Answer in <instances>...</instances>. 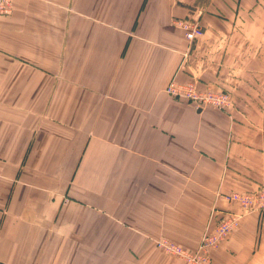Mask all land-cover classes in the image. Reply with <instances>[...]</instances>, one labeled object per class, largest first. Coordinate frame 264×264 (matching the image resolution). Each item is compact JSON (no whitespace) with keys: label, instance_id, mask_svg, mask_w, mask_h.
<instances>
[{"label":"crops","instance_id":"crops-1","mask_svg":"<svg viewBox=\"0 0 264 264\" xmlns=\"http://www.w3.org/2000/svg\"><path fill=\"white\" fill-rule=\"evenodd\" d=\"M191 17L205 31L193 43L173 25ZM237 71L264 74V0H13L0 16V264H185L156 240L195 251L235 209L219 194L264 185V98L197 110L165 89ZM211 258L264 264V211Z\"/></svg>","mask_w":264,"mask_h":264},{"label":"built area","instance_id":"built-area-1","mask_svg":"<svg viewBox=\"0 0 264 264\" xmlns=\"http://www.w3.org/2000/svg\"><path fill=\"white\" fill-rule=\"evenodd\" d=\"M12 12L13 0H0V16H9ZM173 25L184 32L190 43L205 33L198 18L175 19ZM165 93L174 100L192 103L197 110L212 107L225 111L232 106L228 95L201 91L196 80L181 84L173 78L167 85ZM219 197H222L229 205L235 206V209L221 211L217 214L214 230L204 234L195 251H188L167 239L156 240L157 248L168 255L179 257L185 264H212L211 252L239 229L241 219L247 213L264 211V187L253 193L230 192L219 194ZM214 210L213 214L216 213L217 209Z\"/></svg>","mask_w":264,"mask_h":264},{"label":"rangeland","instance_id":"rangeland-1","mask_svg":"<svg viewBox=\"0 0 264 264\" xmlns=\"http://www.w3.org/2000/svg\"><path fill=\"white\" fill-rule=\"evenodd\" d=\"M202 36H200V37H202ZM229 47H232L233 49L238 50L240 47H243V45L236 43V44L229 45ZM237 58L238 59L240 58L239 54H237ZM198 82H199V80H198ZM199 87H200V85H199ZM233 88L236 91H233ZM200 89H201V91H211L214 94H226L230 97L232 105L234 104V101L236 99V95H238V93H239V96H241L243 92H246L249 95H251L252 98H255L257 95L259 96V98L260 97L264 98V74H262V75H250V74L244 75V74H242V72L237 71V73L234 77H232V76L228 77L227 75H222L221 77H219L217 79L215 84L208 85V87H206L204 89L200 87ZM263 110H264V108H263ZM261 187H264V185H262ZM261 187H258V189H260ZM257 190H255V191H257ZM255 191L241 192V193H253ZM234 192H237V191H234ZM225 211H228V210H225ZM165 239H167V238H165ZM167 240H169V239H167ZM160 251H162V250H160ZM162 252H164V251H162ZM169 256H172V255H169ZM173 257H177V256H173ZM177 258H179V257H177ZM211 262H212V258H211Z\"/></svg>","mask_w":264,"mask_h":264}]
</instances>
